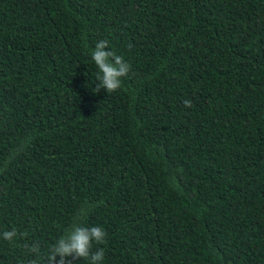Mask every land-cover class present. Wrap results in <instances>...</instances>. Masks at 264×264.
Returning <instances> with one entry per match:
<instances>
[{
  "label": "trees",
  "instance_id": "trees-1",
  "mask_svg": "<svg viewBox=\"0 0 264 264\" xmlns=\"http://www.w3.org/2000/svg\"><path fill=\"white\" fill-rule=\"evenodd\" d=\"M82 207L100 264H264V0H0V264Z\"/></svg>",
  "mask_w": 264,
  "mask_h": 264
},
{
  "label": "clouds",
  "instance_id": "clouds-1",
  "mask_svg": "<svg viewBox=\"0 0 264 264\" xmlns=\"http://www.w3.org/2000/svg\"><path fill=\"white\" fill-rule=\"evenodd\" d=\"M91 60L98 71L96 72L95 92L101 89L112 93L120 89L122 77L128 75L130 64L122 56L108 50V41L100 40L91 51ZM185 107H191V101H183ZM88 214V208L82 207L73 217L71 225L66 228L49 247L42 252V246L38 241L26 244L24 247L34 255V259L28 264H73L77 258L87 259L89 264H100L104 258L102 248L92 251L93 242H104L106 232L99 226H86L82 221ZM18 235L12 228L0 233V238L12 241ZM59 257V259H57ZM72 257L73 259H67Z\"/></svg>",
  "mask_w": 264,
  "mask_h": 264
}]
</instances>
